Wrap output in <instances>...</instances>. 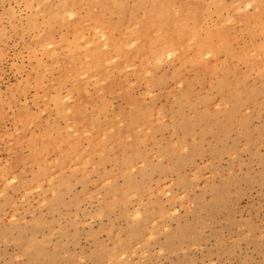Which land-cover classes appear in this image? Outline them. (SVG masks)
Here are the masks:
<instances>
[{
  "label": "rangeland",
  "instance_id": "obj_1",
  "mask_svg": "<svg viewBox=\"0 0 264 264\" xmlns=\"http://www.w3.org/2000/svg\"><path fill=\"white\" fill-rule=\"evenodd\" d=\"M64 1L0 0V264H264V0L157 61L142 1Z\"/></svg>",
  "mask_w": 264,
  "mask_h": 264
},
{
  "label": "bare ground",
  "instance_id": "obj_2",
  "mask_svg": "<svg viewBox=\"0 0 264 264\" xmlns=\"http://www.w3.org/2000/svg\"><path fill=\"white\" fill-rule=\"evenodd\" d=\"M60 1H62V0H58V2H60ZM69 1V0H68ZM93 1H95V0H93ZM97 1V0H96ZM106 1V0H105ZM113 1V0H112ZM132 1V0H131ZM135 1V0H134ZM140 1H144V0H140ZM146 1H148V0H146ZM182 1V7H181V9H180V11H179V14H177V15H174V16H172V15H169V13H168V10H166V9H162V8H160L161 7V4L160 5H157V6H147V7H145V5H144V3H142V2H140V9H143V17H142V21L140 22V25L142 26V25H145V24H147V22H149L150 23V28H148V32H150V30L151 29H153L155 32H154V34L155 33H157L158 34V37L155 35L154 36V34H151V35H153L152 37H150V36H146V38L145 39H139V42H140V47L142 46V49L143 48H145V47H147V46H149L150 44H153V46H152V49H151V54H153V59H154V61H157V60H159L160 59V57L163 55V51H170L171 53H173V52H180L181 54H182V57H183V55H184V53L186 52V51H188L189 49H193L194 50V58L196 57H200L201 56V54L203 53V52H205V51H210V52H214V51H216L218 48H219V46H220V42H222V44L224 43V42H228V39L226 40V37H225V34H224V31L223 30H219V31H217L215 34H216V36L215 37H217V39H219V40H221V41H217V42H212L211 41V35H213V34H211V35H208V37L205 39V40H200V39H198L197 38V35H196V27H195V24H197V22H198V19H197V10H198V8H197V6L196 5H188L187 4V2L185 1V0H181ZM251 1V0H250ZM249 1V2H250ZM255 1V0H254ZM64 2H66L65 4V7H67V1L65 0ZM70 2H71V0H70ZM79 2H80V0H79ZM78 2V3H79ZM86 2V1H85ZM89 2V1H88ZM83 3V2H82ZM110 3V2H109ZM108 3V4H109ZM113 3H114V1H113ZM136 4H137V1L135 2ZM164 3V2H163ZM60 4H64L63 2H60ZM70 4V3H69ZM97 4V3H96ZM59 5V4H58ZM98 5V4H97ZM122 5V4H121ZM135 5V4H134ZM62 6V5H61ZM207 6V5H206ZM58 7V6H57ZM120 7V6H119ZM121 7H123V6H121ZM132 7H133V5H132ZM149 7V8H148ZM59 8H60V6H59ZM69 8V7H68ZM92 8V7H91ZM109 8V7H108ZM129 8V7H128ZM260 12H262V13H264V4H261L260 5ZM63 9H65V8H63ZM71 9V8H70ZM102 9V8H101ZM104 9V8H103ZM60 10H61V8H60ZM69 10V9H68ZM128 10V9H127ZM135 10H137V9H135ZM172 10H174V9H172ZM48 11H50V10H48ZM140 11V10H139ZM207 11H209V10H206V11H204V12H207ZM100 12V11H99ZM103 12V11H102ZM108 12V11H107ZM132 12V11H131ZM130 12V13H131ZM129 13V14H130ZM135 13H137L136 11H135ZM134 13V14H135ZM96 14V13H95ZM101 14V13H100ZM134 14L132 15V16H134ZM49 16H51L50 14H48ZM55 15V14H54ZM65 15V14H64ZM63 15V16H64ZM205 15V14H204ZM56 16H59V15H56ZM104 16V15H103ZM123 16V15H122ZM127 16V15H126ZM131 16V17H132ZM91 17V16H90ZM90 17H88V18H90ZM96 17V16H95ZM130 17V16H129ZM201 17V16H200ZM61 18H62V16H61ZM87 18V17H86ZM100 18V17H99ZM104 18V17H103ZM106 18V17H105ZM51 19V18H50ZM56 19H58V18H56ZM97 19H98V16H97ZM100 19H102V18H100ZM100 19H98V20H100ZM107 19V18H106ZM141 19V18H140ZM171 19V20H170ZM51 20H53V19H51ZM50 20V21H51ZM59 20V19H58ZM64 20V18L62 19V21ZM127 20V19H126ZM135 19H133L132 21H134ZM55 21H57V20H55ZM119 21V20H118ZM137 21V20H136ZM139 21V20H138ZM47 22H48V20H47ZM52 22V21H51ZM113 22V21H112ZM119 22H121V21H119ZM189 22H192L193 23V25H192V27L191 28H189V25H188V23ZM53 23H54V21H53ZM100 23V22H99ZM104 23H106V22H104ZM109 23V22H108ZM48 24L49 23H47V26H48ZM51 25H52V23H50ZM58 24V23H57ZM91 24H92V22H91ZM112 24V23H111ZM110 23H109V25H111ZM123 24H125V23H123ZM127 24V23H126ZM125 24V25H126ZM81 25V24H80ZM83 25V24H82ZM82 25H81V27H82ZM89 25V24H88ZM104 25V24H103ZM120 25V24H119ZM129 25V24H128ZM136 25V24H135ZM89 26H92V25H89ZM121 26H123V25H121ZM138 26V25H137ZM48 27H50V26H48ZM78 27V26H77ZM95 27V26H94ZM100 27V26H99ZM106 27V26H105ZM113 27V26H112ZM127 27V26H126ZM147 27V26H146ZM84 28V27H83ZM129 28V27H128ZM144 28L145 27H143L142 26V29L141 30H144ZM131 29V28H130ZM75 30V29H74ZM83 30V29H82ZM81 29H80V31H82ZM129 29H127V31H128ZM132 30V29H131ZM133 30H136V29H133ZM139 31V33L140 32H142V31ZM76 31V30H75ZM126 31V30H125ZM83 32V31H82ZM103 32H107L106 30H104L103 29ZM110 32V31H109ZM119 32V31H118ZM117 32V33H118ZM138 32V31H137ZM137 32L135 31V34H137ZM120 33V32H119ZM128 33H130V32H128ZM134 33V32H133ZM132 33V34H133ZM153 33V32H152ZM114 34V33H113ZM112 34V35H113ZM148 34V33H147ZM146 34V35H147ZM105 36H106V34H105ZM108 36V35H107ZM106 36V37H107ZM76 37V36H75ZM75 37H73V38H75ZM111 37V36H110ZM114 37V36H113ZM131 37V36H130ZM78 38V37H77ZM81 38H82V35H81ZM80 38V39H81ZM108 38V37H107ZM112 38V37H111ZM143 38V37H142ZM109 39V38H108ZM135 40V39H134ZM78 41H80V40H78ZM106 41H108V40H106ZM114 41V40H113ZM66 42V41H65ZM112 42V41H111ZM138 42V41H137ZM62 43V42H61ZM63 44V43H62ZM64 44H66V43H64ZM105 44H106V42H105ZM120 44V43H119ZM107 45H108V43H107ZM106 45V46H107ZM109 45H111V44H109ZM98 46V45H97ZM76 48L78 47V46H75ZM93 47V46H92ZM108 47V46H107ZM109 47H111V46H109ZM108 47V48H109ZM115 48H116V45L114 46ZM124 47V46H123ZM122 47V48H123ZM80 48V47H79ZM82 48V47H81ZM80 48V49H81ZM100 48V47H99ZM115 48L113 49L112 48V50L110 51L111 53H112V51H114L115 50ZM121 48V49H122ZM78 49V48H77ZM83 49V48H82ZM103 49V48H102ZM119 49V48H118ZM100 50V49H99ZM108 50V49H107ZM116 50H117V48H116ZM120 50V49H119ZM76 51H78V50H76ZM80 51V50H79ZM105 51V50H104ZM75 52V51H74ZM83 52V51H82ZM95 52V51H94ZM69 53H71L72 54V52H69ZM78 54V53H77ZM107 55H108V52L107 51H105V52H97V55H96V58H95V62H98V61H101L103 58H106L107 57ZM74 56V55H73ZM79 58V55L78 56H76V58ZM80 57H81V55H80ZM75 58V57H74ZM93 58V57H92ZM87 59H89V58H87ZM111 58H109L108 60H110ZM184 59V62H186L185 60H188V58H183ZM106 60V59H105ZM71 61V60H70ZM78 61L80 62V60L78 59ZM78 61H76V62H78ZM68 62V61H67ZM101 62H103V61H101ZM106 62V61H105ZM104 62V63H105ZM70 63V62H69ZM74 63V62H73ZM83 64V63H82ZM101 64V63H100ZM71 65H72V61H71ZM70 65V66H71ZM85 65H87V64H85ZM75 66H77V65H75ZM75 66H74V68H75ZM100 66V65H99ZM83 67V66H82ZM85 67V66H84ZM79 68V70L81 71V66L80 67H78ZM81 68V69H80ZM108 69V68H107ZM104 72V71H103ZM105 72H106V70H105ZM66 73V72H65ZM75 73V72H74ZM81 73H83L82 71H81ZM110 73V72H109ZM68 74H69V72H68ZM73 74V73H72ZM71 74V75H72ZM80 74V73H79ZM83 74H85V73H83ZM67 75V74H66ZM70 75V74H69ZM63 76H64V74H63ZM68 76V75H67ZM75 76V75H74ZM77 76V75H76ZM81 77H82V75H80ZM80 76H78L79 78L78 79H80ZM93 77V76H92ZM87 79V78H86ZM91 79V78H90ZM74 80V79H73ZM68 81V80H67ZM73 82V81H72ZM84 83V82H83ZM85 83H87V82H85ZM83 86H85V84L83 85ZM82 86V87H83ZM77 89V88H76ZM58 106H60V104H58ZM57 106V107H58ZM62 106V105H61ZM72 106V105H71ZM74 106V105H73ZM64 107V106H63ZM59 108V107H58ZM68 109H70V108H68ZM58 110V109H57ZM63 110V109H62ZM71 110V109H70ZM69 111V110H68ZM62 112V111H61ZM66 113H67V111H66ZM58 115H59V113H57ZM70 114H73V113H70ZM71 117H72V115H70ZM67 119V118H66ZM69 120V119H68ZM66 121V120H65ZM70 122V121H69ZM71 123V122H70ZM72 123H74V122H72ZM72 123L70 124L71 126H72ZM91 127V126H90ZM69 128H70V126H69ZM91 130V129H90ZM94 130V129H93ZM74 131L75 130H73V134H75L74 133ZM76 132V131H75ZM79 132V131H78ZM84 132H86V131H84ZM83 132V133H84ZM87 132H88V130H87ZM45 133V132H44ZM77 133V132H76ZM82 133V134H83ZM90 134V133H89ZM37 137V136H36ZM49 137V136H48ZM69 137V136H68ZM70 138V137H69ZM43 139V138H42ZM65 139H67V138H65ZM74 144V143H73ZM44 147V146H43ZM47 151V150H46ZM47 154V153H46Z\"/></svg>",
  "mask_w": 264,
  "mask_h": 264
}]
</instances>
